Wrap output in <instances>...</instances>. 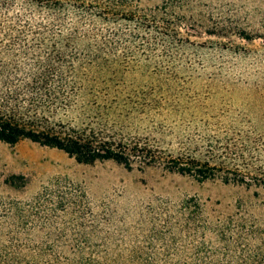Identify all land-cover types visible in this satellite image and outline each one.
Returning a JSON list of instances; mask_svg holds the SVG:
<instances>
[{
  "label": "rangeland",
  "instance_id": "obj_1",
  "mask_svg": "<svg viewBox=\"0 0 264 264\" xmlns=\"http://www.w3.org/2000/svg\"><path fill=\"white\" fill-rule=\"evenodd\" d=\"M136 2L159 8L180 31L165 48L177 65L167 82L144 71L125 80L154 81L177 99L179 109L162 117L185 119L194 155H221L211 160L219 170L198 181L160 167L81 164L27 140L0 142V264L10 256L30 264L37 249L82 258V244L95 246L99 257L149 264H260L264 0ZM241 177L244 183L234 182Z\"/></svg>",
  "mask_w": 264,
  "mask_h": 264
},
{
  "label": "trees",
  "instance_id": "obj_2",
  "mask_svg": "<svg viewBox=\"0 0 264 264\" xmlns=\"http://www.w3.org/2000/svg\"><path fill=\"white\" fill-rule=\"evenodd\" d=\"M166 16L136 0H0V142L27 140L81 164L111 161L128 170L214 178L219 169L211 160L224 157H197L188 122L162 117L179 109L178 100L154 81L125 80L144 71L163 77L157 83L168 81L177 62L165 48L180 31ZM97 252L87 244L82 258L37 249L30 264H149ZM2 264L24 262L10 256Z\"/></svg>",
  "mask_w": 264,
  "mask_h": 264
}]
</instances>
